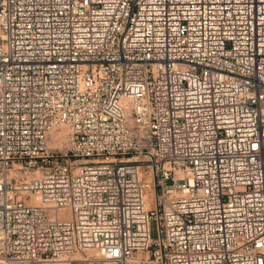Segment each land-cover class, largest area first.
Segmentation results:
<instances>
[{
    "label": "built area",
    "instance_id": "2783aa9c",
    "mask_svg": "<svg viewBox=\"0 0 264 264\" xmlns=\"http://www.w3.org/2000/svg\"><path fill=\"white\" fill-rule=\"evenodd\" d=\"M0 263L264 264V0H0Z\"/></svg>",
    "mask_w": 264,
    "mask_h": 264
},
{
    "label": "rangeland",
    "instance_id": "374dc122",
    "mask_svg": "<svg viewBox=\"0 0 264 264\" xmlns=\"http://www.w3.org/2000/svg\"><path fill=\"white\" fill-rule=\"evenodd\" d=\"M64 139H65V140H63L64 142L59 140V142H58L59 145L62 144V143H64V144L66 143V136H65ZM156 234H157L156 227H155V225H153V235H156ZM0 264H2V263H0Z\"/></svg>",
    "mask_w": 264,
    "mask_h": 264
},
{
    "label": "bare ground",
    "instance_id": "6f19581e",
    "mask_svg": "<svg viewBox=\"0 0 264 264\" xmlns=\"http://www.w3.org/2000/svg\"><path fill=\"white\" fill-rule=\"evenodd\" d=\"M65 135H66L65 132H62V133L60 134V136H59V137H60L59 139H60L61 141L65 140V139H64V138H65ZM63 142H64V141H63ZM58 144H59V143H58Z\"/></svg>",
    "mask_w": 264,
    "mask_h": 264
},
{
    "label": "water",
    "instance_id": "95a60500",
    "mask_svg": "<svg viewBox=\"0 0 264 264\" xmlns=\"http://www.w3.org/2000/svg\"><path fill=\"white\" fill-rule=\"evenodd\" d=\"M172 181L170 180L169 183H171Z\"/></svg>",
    "mask_w": 264,
    "mask_h": 264
}]
</instances>
